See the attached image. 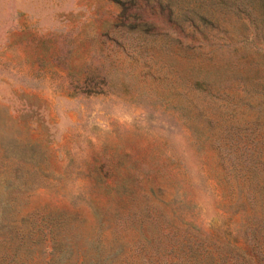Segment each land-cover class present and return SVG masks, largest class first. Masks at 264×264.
Listing matches in <instances>:
<instances>
[{
	"label": "rangeland",
	"instance_id": "obj_1",
	"mask_svg": "<svg viewBox=\"0 0 264 264\" xmlns=\"http://www.w3.org/2000/svg\"><path fill=\"white\" fill-rule=\"evenodd\" d=\"M0 264H264V0H0Z\"/></svg>",
	"mask_w": 264,
	"mask_h": 264
}]
</instances>
